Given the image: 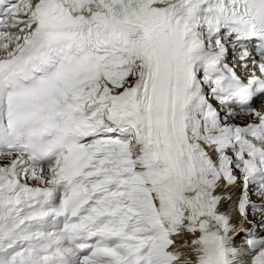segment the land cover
I'll return each instance as SVG.
<instances>
[{
	"label": "snow or ice",
	"instance_id": "1",
	"mask_svg": "<svg viewBox=\"0 0 264 264\" xmlns=\"http://www.w3.org/2000/svg\"><path fill=\"white\" fill-rule=\"evenodd\" d=\"M0 264H264V0H0Z\"/></svg>",
	"mask_w": 264,
	"mask_h": 264
}]
</instances>
